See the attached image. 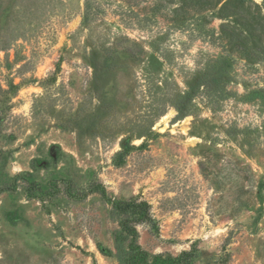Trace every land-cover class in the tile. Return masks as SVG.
<instances>
[{
    "label": "rangeland",
    "instance_id": "1",
    "mask_svg": "<svg viewBox=\"0 0 264 264\" xmlns=\"http://www.w3.org/2000/svg\"><path fill=\"white\" fill-rule=\"evenodd\" d=\"M137 245L264 264V0H0V264Z\"/></svg>",
    "mask_w": 264,
    "mask_h": 264
},
{
    "label": "trees",
    "instance_id": "2",
    "mask_svg": "<svg viewBox=\"0 0 264 264\" xmlns=\"http://www.w3.org/2000/svg\"><path fill=\"white\" fill-rule=\"evenodd\" d=\"M28 176H31V173H27ZM30 187H28L29 192H33L34 190L41 189V185L33 180H30ZM13 190L14 187L11 185H5L1 188L4 190ZM112 207L115 211L127 215L125 219L121 221V226L124 232L132 237V241L135 240L137 236L136 227L133 224V221L137 222L138 220H142V218L147 217L149 214V206L145 201H138L136 197L131 198L130 200H112ZM130 215H134L135 219L131 220ZM132 221V222H131ZM136 249V253L132 255L133 262L135 263H148L147 255L144 251L139 248V245L134 247ZM183 254H188L187 252ZM179 260V258L173 257H163L157 255L154 257L151 264H176L175 261Z\"/></svg>",
    "mask_w": 264,
    "mask_h": 264
}]
</instances>
